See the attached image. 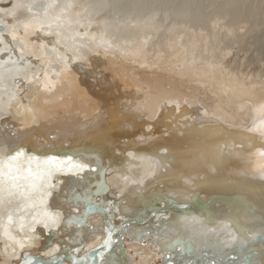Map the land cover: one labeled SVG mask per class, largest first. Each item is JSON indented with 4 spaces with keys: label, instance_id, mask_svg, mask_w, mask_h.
<instances>
[{
    "label": "bare ground",
    "instance_id": "obj_1",
    "mask_svg": "<svg viewBox=\"0 0 264 264\" xmlns=\"http://www.w3.org/2000/svg\"><path fill=\"white\" fill-rule=\"evenodd\" d=\"M98 8L0 0V264L96 247L84 264H264V60L249 67L217 18ZM66 203L99 211L62 229Z\"/></svg>",
    "mask_w": 264,
    "mask_h": 264
},
{
    "label": "rangeland",
    "instance_id": "obj_2",
    "mask_svg": "<svg viewBox=\"0 0 264 264\" xmlns=\"http://www.w3.org/2000/svg\"><path fill=\"white\" fill-rule=\"evenodd\" d=\"M91 2L101 8L100 14H106L107 16H115L114 14H117V16H132L142 14L141 12L144 10L147 11L143 13H148L152 9H156L159 12L167 10L175 19L179 17L180 20L188 22V24H204L208 21L209 25V20L220 19L218 23H225L227 27L234 29V27L239 26L241 28L237 31V33H242L238 35L241 41L236 52L239 55L246 54L245 58L249 67L254 64L255 66L251 68L256 69L259 62L264 60V0H91ZM183 17H185V20ZM220 30L221 33L219 34L222 35L225 28ZM220 30L218 31L220 32ZM228 35L232 36L230 37L232 39L237 38L235 35ZM154 264H158V261Z\"/></svg>",
    "mask_w": 264,
    "mask_h": 264
},
{
    "label": "water",
    "instance_id": "obj_3",
    "mask_svg": "<svg viewBox=\"0 0 264 264\" xmlns=\"http://www.w3.org/2000/svg\"><path fill=\"white\" fill-rule=\"evenodd\" d=\"M6 55H7L6 52L2 53V57H5ZM33 139L34 138H32V140ZM50 200L55 203V197H52V199ZM72 200L74 201V204H77V202L81 203V200L77 195H75V197ZM68 207H69L68 203L64 204V210L66 212V215L63 217L62 222H61L62 229L69 228L71 225L84 224L86 222L87 217L90 214L99 211V207L96 205H92V204H87L85 208L81 207L80 208L81 214H77L72 211H69ZM100 211L105 212L106 209H100ZM36 230L38 233H40L45 238L44 241H48V243L51 241L52 238H55L60 234V231L57 229V227H51L50 229H46L45 227H38L36 228ZM255 240L261 241L262 236L256 235ZM99 248L101 247H96L90 251H87L86 253L78 257L74 263L84 264L85 258L88 259L89 263L91 261L97 262L96 254ZM242 255L243 256L239 257L238 255H235V254H231V253L227 254L225 257L223 256L220 259L219 263L220 264H249L253 258V253L245 252ZM205 257H208V256L205 255V252H201V254H199V257L196 258L195 262L199 264L200 262L204 260ZM185 262L192 263L194 262V260L190 257H187Z\"/></svg>",
    "mask_w": 264,
    "mask_h": 264
},
{
    "label": "snow or ice",
    "instance_id": "obj_4",
    "mask_svg": "<svg viewBox=\"0 0 264 264\" xmlns=\"http://www.w3.org/2000/svg\"><path fill=\"white\" fill-rule=\"evenodd\" d=\"M261 126L262 128H264V121L261 122ZM249 131H255V129H249ZM255 154L261 158V162L255 166L254 170L259 171L261 174V178L264 179V149H258ZM22 155H23L22 152H17L15 156H12L10 158L9 163L6 165V167H8L9 172H11L13 167L12 162L16 161Z\"/></svg>",
    "mask_w": 264,
    "mask_h": 264
}]
</instances>
